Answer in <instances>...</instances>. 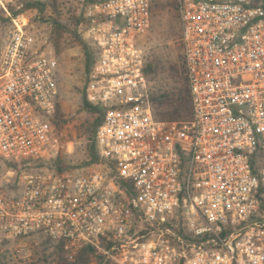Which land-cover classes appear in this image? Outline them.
<instances>
[{
	"label": "built area",
	"instance_id": "1",
	"mask_svg": "<svg viewBox=\"0 0 264 264\" xmlns=\"http://www.w3.org/2000/svg\"><path fill=\"white\" fill-rule=\"evenodd\" d=\"M155 0H96L87 100L104 113L101 162L32 169L62 146L53 118L58 60L24 24L0 41V247L33 239L75 262L264 264V0H175L193 102L190 120L155 117L140 38Z\"/></svg>",
	"mask_w": 264,
	"mask_h": 264
},
{
	"label": "rangeland",
	"instance_id": "2",
	"mask_svg": "<svg viewBox=\"0 0 264 264\" xmlns=\"http://www.w3.org/2000/svg\"><path fill=\"white\" fill-rule=\"evenodd\" d=\"M96 0H0V41L7 40L16 27L24 24L37 46L58 60L59 111L54 126L61 136L62 146L53 152L44 164L35 162L32 169L49 170L56 173L83 172L95 164H86L91 160L88 150L90 129L93 127L97 112L85 104V90L88 83V60L84 43L96 56V50L87 38L86 12ZM171 0H159L154 4L152 24L148 32L140 38V45L146 54V65L157 57L162 61H176L184 54L182 43V25L177 8ZM32 2L45 3L41 8H29ZM82 18V23L76 24ZM56 22V23H55ZM62 23L66 29L62 30ZM80 39V41L78 40ZM150 81L153 76H148ZM153 81V80H152ZM150 83H154V82ZM98 150V149H97ZM258 169L264 177V152L257 159ZM264 194V180H263ZM263 205V210H262ZM258 216L264 218V195ZM34 244L24 252L11 247H0V264H58L55 258L48 256L53 247L43 245L42 238L33 239ZM89 264H97L93 260Z\"/></svg>",
	"mask_w": 264,
	"mask_h": 264
},
{
	"label": "trees",
	"instance_id": "3",
	"mask_svg": "<svg viewBox=\"0 0 264 264\" xmlns=\"http://www.w3.org/2000/svg\"><path fill=\"white\" fill-rule=\"evenodd\" d=\"M159 0H155L154 4H157ZM57 2V0H56ZM173 6L177 8V4L175 0L170 1ZM47 5L45 3L40 2H32L29 4V8H41L44 9ZM154 8V5H153ZM74 19H77L76 24L82 23V18H78V16H74ZM56 23V22H55ZM66 29V26L62 23V30ZM80 41V39L78 38ZM82 41V40H81ZM80 41V42H81ZM85 52L87 54L88 62V75L90 74L96 59V56L92 55V51H89V47L84 43ZM145 72L147 76H153L151 79L153 84L151 83V101L152 107L157 119L161 120H177L184 121L190 120L193 117V102H192V94L190 90L189 78L187 75L186 61L184 54H179V58L176 61H162L161 58H153L151 62L146 65ZM149 78V77H148ZM150 80V79H149ZM150 81V82H151ZM86 99V106L90 108L92 111L97 112V114L92 129H90L91 136L90 139H93V143L89 144L88 150L91 152V160L86 164H98L101 162V156L98 152L97 141H96V133L101 121L103 119L104 113L103 111L96 105L91 104L86 97V92L84 93ZM59 111V104L57 113ZM55 114L53 118L56 119L58 114ZM37 163L44 164L45 160L36 161ZM257 163V160L255 161ZM258 168V166H257ZM67 171L62 167V172ZM263 210V205H262ZM34 244V243H33ZM32 244V245H33ZM43 245H49L53 247V251L48 256L51 258H55L58 264H89L93 260L97 262V264H110V262L105 261L104 257L101 254H96V250L92 246L85 247L81 253L79 254L77 260L75 262H69L62 250L60 245H53L49 240L43 239ZM6 264V263H5Z\"/></svg>",
	"mask_w": 264,
	"mask_h": 264
}]
</instances>
